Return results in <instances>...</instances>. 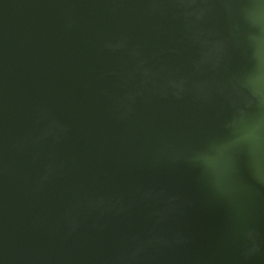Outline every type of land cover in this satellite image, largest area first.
<instances>
[{
  "label": "water",
  "instance_id": "95a60500",
  "mask_svg": "<svg viewBox=\"0 0 264 264\" xmlns=\"http://www.w3.org/2000/svg\"><path fill=\"white\" fill-rule=\"evenodd\" d=\"M0 264H264V0H0Z\"/></svg>",
  "mask_w": 264,
  "mask_h": 264
}]
</instances>
